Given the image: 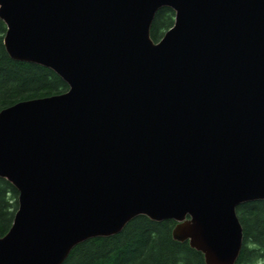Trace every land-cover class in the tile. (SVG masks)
Masks as SVG:
<instances>
[{"label":"water","instance_id":"water-1","mask_svg":"<svg viewBox=\"0 0 264 264\" xmlns=\"http://www.w3.org/2000/svg\"><path fill=\"white\" fill-rule=\"evenodd\" d=\"M163 7L174 25L155 41ZM4 44L63 93L0 111L19 191L0 264H63L146 215L206 264H236L237 206L264 200V0H0Z\"/></svg>","mask_w":264,"mask_h":264},{"label":"trees","instance_id":"trees-1","mask_svg":"<svg viewBox=\"0 0 264 264\" xmlns=\"http://www.w3.org/2000/svg\"><path fill=\"white\" fill-rule=\"evenodd\" d=\"M175 22V11L161 8L152 23L151 37L159 41ZM7 31L0 18V111L17 102L60 94L68 84L46 66L13 59L4 44ZM19 191L0 176V232L12 227L19 207ZM243 227V247L236 264H264V200L237 206ZM177 222L156 221L146 215L132 219L123 230L77 244L63 264H206L202 252L188 241L173 238Z\"/></svg>","mask_w":264,"mask_h":264}]
</instances>
